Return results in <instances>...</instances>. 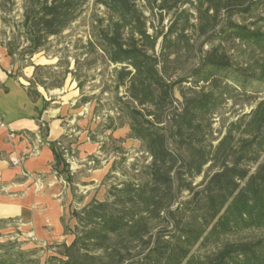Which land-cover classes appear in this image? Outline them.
Masks as SVG:
<instances>
[{"label": "trees", "instance_id": "trees-1", "mask_svg": "<svg viewBox=\"0 0 264 264\" xmlns=\"http://www.w3.org/2000/svg\"><path fill=\"white\" fill-rule=\"evenodd\" d=\"M25 1L31 56L91 2L104 9L87 48L116 67L130 138L151 159L143 181L111 184L73 213L74 240L48 264H264V97L213 137L235 84L264 80V0ZM37 255L20 248L0 264H40Z\"/></svg>", "mask_w": 264, "mask_h": 264}, {"label": "rangeland", "instance_id": "rangeland-1", "mask_svg": "<svg viewBox=\"0 0 264 264\" xmlns=\"http://www.w3.org/2000/svg\"><path fill=\"white\" fill-rule=\"evenodd\" d=\"M25 3V0H0V48L7 50L8 46L13 47L14 57H10L12 64L24 78L26 85L44 89L49 98L65 103L64 107L68 108L64 117L68 136L58 146L57 170L68 183L77 181L78 175L73 172L72 166L78 160L79 138L87 136L91 141L101 143L102 155L99 156L102 160L111 162L110 172L104 182L94 188L100 195V190L104 187L100 198L105 200L107 186L111 184L129 180L143 181V172L151 159L142 143L130 138L127 119L120 111V107H123L121 99L124 90L116 86V67L99 51L87 48L92 37V21L95 16H103L104 9L91 2L82 17L61 37L52 38L45 50L31 56V46L23 35L22 28ZM257 14L264 28V6L259 8ZM166 25L167 21L163 26ZM155 26H158L157 21ZM175 97L182 101L178 90ZM263 97L264 80L245 89L235 84L232 98L215 115L214 139H220L231 122L236 121L241 114L251 112ZM57 106L62 107L61 104ZM122 122L125 125L118 128ZM110 126L118 129L109 131L107 129ZM216 144L217 141L214 142ZM94 160L97 159L93 156L89 159ZM95 162L97 165H86L81 174H88L89 170L99 166L98 162L101 160ZM202 179L203 177L197 178L195 184H199ZM72 191L75 201L81 204L74 210L78 212L84 205L86 194L80 187H73ZM8 225L17 228L16 222L6 221L0 222V230L7 229ZM5 233L6 230L4 234H0V256L16 254L21 248L17 237L20 233ZM48 255L45 251L39 253L36 259L43 263L48 260Z\"/></svg>", "mask_w": 264, "mask_h": 264}, {"label": "crops", "instance_id": "crops-1", "mask_svg": "<svg viewBox=\"0 0 264 264\" xmlns=\"http://www.w3.org/2000/svg\"><path fill=\"white\" fill-rule=\"evenodd\" d=\"M29 88L37 94H31ZM64 106L49 98L44 89L26 85L7 50L0 48V115L5 123L0 127V222L17 225H8L0 234L18 231L21 250L47 251L48 260L57 256L54 246L70 245L74 240L73 212L81 204L74 199L73 187L86 194L79 210L93 200L104 201L100 198L104 187L100 195L94 188L102 185L111 169V162L99 156L101 143L82 136L77 145L78 160L72 166L77 181L68 183L57 170L55 152L68 136L64 119L68 108ZM92 156L101 160L99 166L81 174L86 165H97V160L89 161Z\"/></svg>", "mask_w": 264, "mask_h": 264}, {"label": "built area", "instance_id": "built-area-1", "mask_svg": "<svg viewBox=\"0 0 264 264\" xmlns=\"http://www.w3.org/2000/svg\"><path fill=\"white\" fill-rule=\"evenodd\" d=\"M0 127H5V123L1 115H0ZM14 165L15 166L18 165V162H15Z\"/></svg>", "mask_w": 264, "mask_h": 264}]
</instances>
